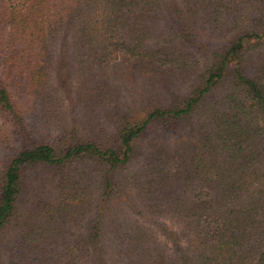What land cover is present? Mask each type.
I'll return each instance as SVG.
<instances>
[{"label": "trees", "instance_id": "obj_1", "mask_svg": "<svg viewBox=\"0 0 264 264\" xmlns=\"http://www.w3.org/2000/svg\"><path fill=\"white\" fill-rule=\"evenodd\" d=\"M0 264H264V0H0Z\"/></svg>", "mask_w": 264, "mask_h": 264}, {"label": "rangeland", "instance_id": "obj_2", "mask_svg": "<svg viewBox=\"0 0 264 264\" xmlns=\"http://www.w3.org/2000/svg\"><path fill=\"white\" fill-rule=\"evenodd\" d=\"M163 24L161 23L160 26ZM151 45L157 44L156 39H153L150 43ZM108 79L115 89V92L112 93L110 97L109 108H115L119 110L124 106L129 105L133 99H136L139 95H142L147 90H154L157 85L153 80H150L147 76H136L135 78H130L127 76L128 69L127 65L122 63L118 65H112L109 69ZM53 77V76H52ZM156 82L158 81L155 80ZM189 84V82H188ZM185 87L184 84L173 86L170 89H179ZM103 118L105 119V113H101ZM72 116L82 117V112L78 113V109L75 111L69 110L67 114V120L69 121ZM29 121L33 124L34 131L39 133H52V135L57 134L59 129L53 125V123L49 122L47 119L43 118V116L35 111L29 114ZM70 122L66 121V125H69ZM31 125V124H30ZM165 241V240H164Z\"/></svg>", "mask_w": 264, "mask_h": 264}]
</instances>
